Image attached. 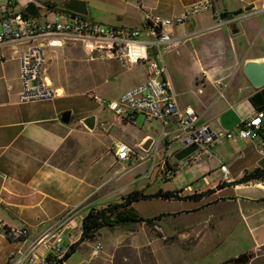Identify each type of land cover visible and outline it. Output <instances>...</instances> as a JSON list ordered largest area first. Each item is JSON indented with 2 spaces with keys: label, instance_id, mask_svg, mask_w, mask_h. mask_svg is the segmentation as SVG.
<instances>
[{
  "label": "crops",
  "instance_id": "0c3cea01",
  "mask_svg": "<svg viewBox=\"0 0 264 264\" xmlns=\"http://www.w3.org/2000/svg\"><path fill=\"white\" fill-rule=\"evenodd\" d=\"M31 1L34 2V0H15L14 4L26 5ZM42 1L49 2L51 6L47 7L46 2H43V18L39 20L53 18L56 9L65 6L68 0ZM82 1L86 4L89 2V0ZM95 1L105 2V0ZM199 1L204 0H124V3L130 7L129 14L138 18L139 25L95 21L112 26L140 27L147 14L172 17L182 14L187 5ZM210 1L211 6L208 9L172 27L175 35L183 37L182 44L193 43L191 44L193 55L184 54L181 62L190 64L195 69L191 81L198 86L199 104L193 107L187 99L179 98L180 95L182 96V91L173 90V92L178 105L193 107L200 122L208 123L221 134L227 131L236 133L237 125L242 119L257 111H264V84L254 86L243 70L246 60L264 61V14L260 11L264 6V0ZM34 3L39 9L37 2ZM0 4L3 5L4 0H0ZM14 4L11 7L12 11ZM246 6L250 7L248 11H244ZM238 10L241 12L236 16L219 18L222 12ZM115 16L119 19L121 14ZM233 24L237 26L236 33L232 32L235 27ZM218 30H221L219 35L216 34ZM170 52L173 51L166 53ZM46 56L47 64L51 61L47 51ZM45 68L47 70V65ZM167 74L173 89L175 88L173 80L174 82L178 80L171 78L168 68ZM46 75L48 76L47 73ZM146 76L145 69V75L140 82L144 81ZM20 87L19 60L12 54L8 45H2L0 46V264H11V251L27 247L56 220L71 212L70 218L56 233L45 237L39 250L48 253V247L58 239L69 247L79 240L81 236L79 225L89 208L112 202L119 195L122 198L130 184H137V180H143L141 176L150 165L147 160L134 165L130 164V160H119L114 155V143L110 145L93 141L100 137L95 133L97 122L94 129L89 130L80 121L90 115L89 112L81 114V117L75 120L72 119L71 113L69 122L63 123L60 115L64 108L60 102L53 99L55 96L41 101L22 103L17 98ZM56 87L62 88L64 94L62 86ZM105 124L107 126L102 127ZM99 126L107 131L111 124L104 121ZM147 135L143 134L141 139ZM97 142L100 145H97ZM89 144H91L89 148L86 147ZM88 151L90 156L86 157ZM214 151V156L204 158L183 170L175 171V174L183 172L189 175L191 184L178 189L159 185L155 190L152 188V192L145 190L143 192L145 194H152L158 190L174 192L175 197L158 199L186 204L185 207L175 208L172 211L174 213L190 212L197 215L196 222L182 228V231H185L180 233V238L194 243L201 238L205 230L217 231L220 240L231 242L232 238L235 244L247 243L248 247H251V250L249 248L247 251H257L264 245V175L258 180L243 183L235 181L245 172L254 169L264 171V120L256 136L237 140L222 136L216 143ZM165 154L163 152L158 154L155 166L149 172L152 182L146 181V186L152 184L154 186L155 179L163 178L157 163ZM119 163L128 164L127 167L124 165L120 167L123 172L115 170L112 173L113 166ZM144 163L145 167L140 174L123 180L124 172L131 171ZM221 163L226 165V172L221 170ZM103 167L106 168L105 172ZM141 186L143 184L138 185L136 189L140 190ZM156 222L159 223V219ZM11 227H26L28 233L21 240L13 241L6 234V230ZM205 236L207 237L208 233H205ZM88 243L87 241L80 243L78 248L65 258L66 264L76 251H80L83 255L87 253L85 250ZM120 244L122 243H115L111 249ZM129 245L136 247L134 243ZM91 256L90 254L87 259L82 258L75 264H88L92 260Z\"/></svg>",
  "mask_w": 264,
  "mask_h": 264
},
{
  "label": "built area",
  "instance_id": "2783aa9c",
  "mask_svg": "<svg viewBox=\"0 0 264 264\" xmlns=\"http://www.w3.org/2000/svg\"><path fill=\"white\" fill-rule=\"evenodd\" d=\"M15 0H4L0 4V46L8 45L19 60V78L21 87L18 101L29 103L50 99L58 95L57 87L46 75V48L55 47V41H77L81 44L87 59L99 57L115 60L122 65L145 64L146 79L123 91L118 99L101 100L111 110L120 115L126 108L130 112L128 119L142 112L147 119H159L162 129L159 137L154 138L150 148L145 151L139 144L130 146L123 142L114 143V155L119 160H130L131 165L147 160L149 168L143 174L147 177L155 166L160 152L158 165L161 174L171 179L176 170L195 164L204 158L215 155L214 147L225 136L232 140L248 139L257 135L263 123V111L244 118L237 125L236 133L230 131L221 134L208 123L200 122L199 116L191 106H180L168 81L167 67L163 55L175 51L183 42V37L175 35L172 27L181 24L192 15L208 9L210 0L189 4L184 12L172 17L147 14L143 25L112 26L100 23L77 13L55 11L51 19L39 20L36 16H24L11 10ZM260 11L264 14V6ZM231 21V20H230ZM196 145V148L177 159L176 154L183 148ZM226 172V165L220 164ZM70 213L56 220L46 231L25 248L11 251V264H66L65 254L68 246L57 240L48 247V253L39 250L40 244L49 234H54L70 218ZM81 229V223L79 225ZM28 233L26 227H11L6 230L8 238L19 241ZM101 249L99 242L93 246V254ZM50 257V260L47 257Z\"/></svg>",
  "mask_w": 264,
  "mask_h": 264
},
{
  "label": "rangeland",
  "instance_id": "374dc122",
  "mask_svg": "<svg viewBox=\"0 0 264 264\" xmlns=\"http://www.w3.org/2000/svg\"><path fill=\"white\" fill-rule=\"evenodd\" d=\"M34 2H37L40 6L38 9L39 15L36 18H43L44 6L42 4L46 1L34 0ZM24 5L25 3L14 4L13 11L19 13L23 10ZM86 7L87 14L85 16H88L89 19L139 25L138 18L129 14L130 7L124 3V0H105V2L89 0ZM117 14H121L119 19L115 16ZM220 32L221 30H218L216 34L219 35ZM191 44L193 43L181 44L177 50L170 53L165 52L163 58L171 78L178 80L175 82L173 80L174 92L182 91V96L180 95L179 98L187 99L195 107L199 104L200 99L198 86L191 81L195 69L190 64L186 65L181 62L184 54L186 56L188 54L193 55ZM62 45L61 47H45L48 56L51 58V61L46 64V73L55 86L59 85L64 89V94L57 95L53 99L60 102L62 108H64L63 111L69 110L72 113L73 120L79 119L81 114L85 112L96 116L97 127L95 133L100 137L93 141L110 145L123 142L135 146L139 143L143 134H148L156 139L159 137L162 129L159 119H147L144 113L138 112L131 120L127 117L130 112L128 109L124 108L118 115L116 111L101 103L102 99L107 102L118 99L121 92L140 82L145 75V64L133 66L129 64L122 65L115 60L99 57L87 59L79 42L65 40ZM104 121L111 124L107 131L99 126ZM97 145H100V143ZM89 156L88 151L86 157ZM102 163L104 166L105 160ZM127 164L114 165L111 169L112 173L115 170L123 172L120 167L122 165L127 167ZM144 167L145 163L131 171L124 172L123 180L140 174ZM105 170L106 168L103 167V172ZM143 174L141 177H143ZM151 180L149 173L147 177H143V180H137V184H130L123 195L138 188V185L141 184L143 186L140 187V190L149 192H152V188L155 190V187H159V185L178 189L186 184H191L190 176L183 172H177L171 179H164V177L159 179L158 177L155 179L154 186L153 184L152 186H146L145 182H152ZM161 199H146L133 203V207L142 217L147 218L157 215L159 223L156 222V219L154 226L149 227L144 222L122 221L110 228L104 227L94 240L87 241L89 242L86 244L85 252L87 253L83 255L80 251H76L69 259L68 264H75L82 258L87 259L90 254L92 260L88 264H221L222 261L235 257L249 248L251 250L247 243L235 244L232 238L231 242L220 240L221 237L218 236L217 231L205 230L201 238L194 243L180 238V233L185 231H182V228L196 222L197 215L190 212L174 213L172 211L175 208L185 207L186 204L173 201L166 202ZM120 200L119 195L112 202ZM205 233H208L207 237ZM97 242L102 243L101 249L98 253L93 254V246ZM115 243L122 244L111 249ZM129 243H134L136 247L129 245ZM215 244L217 246H214ZM254 254L255 256L246 264H264V245L254 251ZM148 259H151L150 263H148Z\"/></svg>",
  "mask_w": 264,
  "mask_h": 264
},
{
  "label": "trees",
  "instance_id": "16d2710c",
  "mask_svg": "<svg viewBox=\"0 0 264 264\" xmlns=\"http://www.w3.org/2000/svg\"><path fill=\"white\" fill-rule=\"evenodd\" d=\"M45 4L47 7L51 6L49 2H46ZM56 10H59L62 13H72L71 11L67 10L64 5L60 8H57ZM21 13L24 16H27L23 10ZM227 13L231 14V16L233 15V12ZM263 175L264 171L260 169H254L252 171L245 172L243 176L235 182L243 183L251 180H258L262 178ZM153 197L172 198L175 197V194L171 191L161 190H158L152 194H145L142 190L134 189L123 195L120 201L109 202L99 207L89 208L88 212L81 220V236L78 241L69 246L68 251L65 254V258H68L78 248L80 243L94 240L99 235L100 230L104 227L110 228L114 224L122 221L144 222L149 227L154 226V221L158 219L157 215L154 217L144 218L133 207L134 202L150 199ZM254 256V251H245L235 257L222 261L221 264H246ZM150 261L151 259H148V263H150Z\"/></svg>",
  "mask_w": 264,
  "mask_h": 264
},
{
  "label": "water",
  "instance_id": "95a60500",
  "mask_svg": "<svg viewBox=\"0 0 264 264\" xmlns=\"http://www.w3.org/2000/svg\"><path fill=\"white\" fill-rule=\"evenodd\" d=\"M67 10L71 11L72 13H77L81 15L87 14V8L86 3L82 0H68L67 3L64 6ZM250 7L246 6L244 8V11H248ZM23 11L30 16H37L38 15V9L34 2H28L24 8ZM241 10L234 11L232 16H236L240 13ZM231 17V14L227 12H222L219 14L220 19L229 18ZM232 32H237V26L236 24H233ZM243 70L246 76L249 78L251 83L254 86H261L264 84V61H254V60H246L243 64ZM70 111L65 110L60 115V120L63 123H68L70 119ZM86 128L89 130H93L96 122V116L94 114L87 115L86 117L82 118L80 120ZM107 124L103 125L102 127H106ZM154 138L150 135H147L143 137L139 142V147L145 151H147L150 146L153 143ZM196 148V145H190L183 149H181L177 154V159H182L184 156L192 152ZM181 237H183V234H181ZM48 260H50V257H47Z\"/></svg>",
  "mask_w": 264,
  "mask_h": 264
},
{
  "label": "bare ground",
  "instance_id": "6f19581e",
  "mask_svg": "<svg viewBox=\"0 0 264 264\" xmlns=\"http://www.w3.org/2000/svg\"><path fill=\"white\" fill-rule=\"evenodd\" d=\"M55 45H57V46H61V45H62V41H61V40H56V41H55ZM49 81H50V79H49ZM57 92H58L59 95H61V94L63 93L62 88L59 87V88L57 89Z\"/></svg>",
  "mask_w": 264,
  "mask_h": 264
}]
</instances>
